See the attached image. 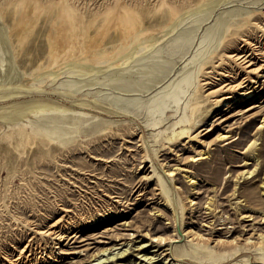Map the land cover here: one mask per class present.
I'll return each instance as SVG.
<instances>
[{
  "label": "rangeland",
  "instance_id": "obj_1",
  "mask_svg": "<svg viewBox=\"0 0 264 264\" xmlns=\"http://www.w3.org/2000/svg\"><path fill=\"white\" fill-rule=\"evenodd\" d=\"M190 1L194 0H0V88L43 69L58 52L61 62L72 54L88 60L95 52L92 45L99 43L107 51L113 43L119 44L121 35L113 34L117 29H105L109 14L118 6L153 25L168 18L170 7L178 11ZM259 7L264 9V0H219L183 15L155 38H142L125 63L122 59L117 65L105 63L102 69L89 71L80 64H65L55 76L28 79L31 86L40 85L46 92L70 91L63 98L58 93L51 96L86 114L28 115L20 128L0 125V264H202L173 254L188 239L226 250L241 246L237 253L211 264L238 261L243 254L249 255L246 264H260L250 250L260 240L258 233H264V204L247 205L236 196L247 186H259L263 170L258 164L254 171L258 175H236L244 168L240 164L244 157L256 155L264 139V122L259 126L264 77L249 95L216 102L223 83L245 75L238 64L211 62V50L225 25ZM261 25L262 30L248 31V41L238 42L242 53L255 48L256 55L247 58L258 62H264L262 18ZM229 66L238 71L237 76L221 74L220 68ZM195 92L202 100L196 130L191 136L176 137L175 122ZM73 99L93 100L117 111L79 107ZM173 128L168 141L166 134ZM226 130L231 136L222 139L219 133ZM202 149L209 150V157L192 161ZM152 163L163 174L174 168L176 183L170 194L160 185ZM139 164L145 168H138ZM186 168L194 174V184L183 176ZM216 168L222 169L217 180ZM209 197L215 201L210 207ZM250 210L253 219L244 216ZM70 219L76 221L75 227L65 232ZM180 219L183 224L176 233L173 229ZM52 223V229L66 235L59 242L40 233ZM152 234L167 238L157 245ZM102 247H108L107 252ZM123 249L126 253L112 261L113 253Z\"/></svg>",
  "mask_w": 264,
  "mask_h": 264
},
{
  "label": "bare ground",
  "instance_id": "obj_2",
  "mask_svg": "<svg viewBox=\"0 0 264 264\" xmlns=\"http://www.w3.org/2000/svg\"><path fill=\"white\" fill-rule=\"evenodd\" d=\"M217 1L219 0H194L193 2L190 1L191 3L189 2L187 4H184L178 11L170 7L168 18L157 24H153V25H147L144 22L143 17L141 16L134 17L133 11L127 7L126 8H121L120 6L116 7V9L112 13L109 14V19H108L105 29H108V28L117 29V30H114L113 34L119 32L118 34L121 35V42L119 44L113 43L112 45H110L109 50L107 51H105L103 49V46L99 43L92 45L91 48L93 47L95 52L87 56L88 60H84V59L81 60L80 58L74 57V55L72 54L69 60L61 62L59 57L61 56L62 52H58L57 54H54L51 59L48 60L47 64L44 66L43 69L36 70L33 73L24 75V78L20 80V82L17 84H10V81H9L8 83L10 85H7V87L2 86V88H0V125H2L3 127H12L13 125L18 124L19 125L18 128H20V126H23L26 123V121H28V118L26 116L28 115L37 116V114L42 115V116H47L49 118H60L61 116L69 117V115L73 117H82L84 114H86L85 110L82 111L81 109L75 108L76 107L75 105H68L62 100H58L51 96V94L53 93H58L59 95L61 94L63 98V95L65 96L67 94H70L71 93L70 91L65 90V89L62 91L52 89V91L49 90L50 92H46V90L43 89L40 85L31 86L29 82L30 80L28 81V79L30 78L34 79L36 76L38 77V75L40 74L41 75L51 74L52 76H55L56 74H58L61 67L65 64L70 65V66L80 64L84 66L86 70L89 71V70H100L102 69L101 64H105V63L109 65L110 64L117 65V63H119L122 59H125L124 61L125 63L128 60H130V58L132 59L134 48L137 46L138 43H140L142 38H146V39L155 38L158 34L162 32H166L171 27V25L174 24L183 15L190 13L199 8L201 10V7H203L204 5H213L217 3ZM261 18L264 19V9H261V8L251 9L247 12H244V14H242L239 18L234 19L227 26L225 25L222 35L219 36L218 44L216 45L215 49L211 50V57H212L211 62H218V63H229L230 62L229 64H232V63L238 64L240 69H242L245 75L242 78L238 79L237 81L229 80L228 82L223 83L219 87L220 89L218 88L219 90H221V92L218 93L219 98H216V102L222 103L227 100H235L237 97H240V96L249 95L251 92L256 90L254 86H256L257 82L260 81L261 77H264V62L255 61V58L252 56L250 58H247L251 55V53H254V55H256L255 51L257 50L255 48H250L252 49V51H250L251 53L246 54V53H242L241 51H239L240 47L238 46L239 40L248 41V38H249L248 31L257 30V29L262 30L263 26L261 25ZM61 34L63 35L64 32H61ZM87 44L90 45L89 42ZM88 45L86 46V48L89 47ZM66 46L67 48L71 47L70 44H67ZM219 46L221 47L217 49ZM260 54L263 55L264 50L263 51L261 50ZM203 67L204 66H202V68ZM220 69L223 70L221 74L224 75V73H227L226 74L227 77H232V76L235 77L238 74V71L232 70L233 68H231L230 66L228 68L223 67ZM1 84L3 85V83ZM218 89L214 90V93H216ZM33 90L35 91L33 95L27 94ZM200 97L201 96L195 92V97L189 102L186 112L183 113L176 120L175 123L179 124L177 126V128L179 127V129L175 133L176 137L180 136L179 138H183V137L191 136L192 133L196 130L195 127L198 121L197 116L202 112L201 111L202 100ZM71 102L72 104L76 103L77 105H81L79 107H89V106L96 107V108L99 107L100 109H103L101 111L105 110V112L108 111L111 114L117 111L109 106L107 107L105 105L99 106L100 104H97L93 100L73 99V101ZM263 122H264V112L262 113L261 124L259 126H263ZM175 130L176 128H173L171 132L166 134L168 141L174 135ZM228 132L229 131L227 130L222 131L219 133V135L220 137H222V139L229 138L231 135L228 134ZM255 140H256L255 137L250 140L249 146L251 150L255 147ZM259 156L262 157V159L260 160V162H257ZM207 157H209V150L202 149L198 153L193 154L191 157V160L195 161L199 159H205ZM146 158L147 160L152 161L149 153H147ZM244 159L245 160L242 163H240L244 168L241 171H239L238 174L236 175L238 178H240L241 176H245V175H247L248 177L249 176L253 177L255 175H258V172H254L258 164L260 165L259 167L262 168L263 170L262 172L263 177L260 178L259 186L257 187L247 186L244 188L242 192H238L237 189L234 188L235 190H233V194H235V192L237 191L236 197L239 198L240 200L245 201L244 204L248 203L247 205L254 204V203L264 204V139H263L262 145L260 146L257 154L256 155L252 154L251 157L245 156ZM248 159H253V161L251 162ZM248 163H251L252 167H247ZM159 164L161 165V163ZM152 166H153V170H156L155 176L157 175V179L159 180L160 185L163 188H166L170 194V190L174 188L175 183H176V181L174 180V175H173L174 168L168 167L166 170H164L166 171V173L163 174V172L159 173V170L156 169L153 163H152ZM138 168L144 169L145 164L143 166L139 164ZM221 171H222L221 168H216L214 170V176H215L214 178H216V180L221 175L220 174ZM183 176L185 177L187 181H189L192 184H194L196 181L194 174L190 172L189 168H186V170H184ZM234 184H236V181L234 182ZM172 185H173V188H172ZM226 187L227 186L225 185L224 188ZM171 192L173 193V191ZM259 198H261V200ZM192 200L193 199L189 197V201H192ZM211 201H212V197H209L208 205H207L208 207H210L211 205H215V201L214 202H211ZM212 209H215V207ZM172 210H173L174 220L177 221L178 220L177 214L175 213H178V210H177V205L175 204V202H174V206ZM254 214H255L254 211L250 210V212L248 214H245L244 216H248V219H253L251 218V216ZM261 217L263 218V221H264V211L261 213ZM75 222L76 221H73V219L72 220L70 219L68 221L66 220V223L64 224L66 227L65 232L69 231L71 227L72 228L75 227V224H76ZM182 224H183V221L180 219V224L178 225V227H175L173 230L176 231V233H179L180 231L179 228L182 227L181 226ZM53 225L54 223L50 224V227H48L45 230H41L40 233L48 235L50 237L53 236L52 238L57 239L59 242L62 239H64L66 235H64V231L62 230L57 231L55 229H52ZM160 230L161 229L158 228V231ZM161 234H158V235L152 234L154 237H156V241H158L157 245L163 243L162 241H164L167 238L166 236H163ZM188 236H189V233L186 234V237ZM258 237H259L258 239L260 240L256 241L253 244L254 247L252 248V250H250V252L254 255V259L257 262H259L260 264H264V233L259 232ZM166 244L171 245L169 243H166ZM117 247L118 246H116V248ZM107 248L102 247L101 251L105 253L107 252ZM239 249H241V246H237V245H233V247L231 248L232 251L226 250V249H219L217 244H215L214 246H209L208 244L207 245L201 244L199 241L191 242V240L188 239L185 242V247L182 248L181 250H178V248L176 247V251L173 252V254L175 255V257H178V258L181 256L182 258L184 256L185 257L187 256V257H192L193 259L197 261H200V263L202 264H211L214 261L220 262V261L225 260L226 258L237 253ZM97 250L99 251V249ZM125 250L126 249H123V251L119 250L120 253H118V251L113 253V255L115 256L112 255L113 256L112 261L114 258H116L117 254H123L124 252L126 253ZM80 251L81 249H79L78 253ZM244 252H246V250H244ZM109 253H112V252H109ZM248 256L249 255L247 254H243L240 260L229 262L227 264H246L247 261L249 260Z\"/></svg>",
  "mask_w": 264,
  "mask_h": 264
}]
</instances>
